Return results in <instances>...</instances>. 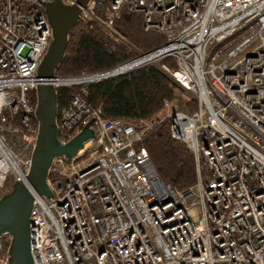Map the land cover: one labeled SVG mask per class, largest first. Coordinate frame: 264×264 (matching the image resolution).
<instances>
[{
    "label": "built area",
    "instance_id": "obj_1",
    "mask_svg": "<svg viewBox=\"0 0 264 264\" xmlns=\"http://www.w3.org/2000/svg\"><path fill=\"white\" fill-rule=\"evenodd\" d=\"M45 1L0 0V192L30 167L36 70L51 38ZM95 4L80 6L77 21L123 40L113 23L124 7L163 34V46L131 61L155 64L193 99L190 111L164 100L162 112L197 179L184 190L163 182L135 126L90 112L85 85L109 71L54 74L55 89L78 86L56 112L57 141L89 120L93 136L73 158L53 160L50 199L27 184L33 264H264V0H108L100 13ZM163 57L174 66L158 64ZM82 157L80 169L57 164Z\"/></svg>",
    "mask_w": 264,
    "mask_h": 264
},
{
    "label": "trees",
    "instance_id": "obj_2",
    "mask_svg": "<svg viewBox=\"0 0 264 264\" xmlns=\"http://www.w3.org/2000/svg\"><path fill=\"white\" fill-rule=\"evenodd\" d=\"M108 6L96 3L100 13ZM122 35L119 40L103 30L76 21L68 32L64 56L54 74L64 77H78L110 71L134 59L138 53L147 54L164 44L163 34L156 29H144L140 11L120 9V15L113 23ZM174 66L170 57H163L158 64ZM83 96L90 112L100 118H117L135 126L140 132L138 146L145 149L160 179L177 190L192 186L196 179L194 158L186 145L170 136L169 119L163 114V101L175 102L177 86L152 63L141 64L125 72L107 76L85 85ZM78 86L56 88L57 114L66 107L77 92ZM185 105L190 111L195 108L193 99L187 97ZM163 113V112H162ZM68 162V161H66ZM52 171L49 173V177ZM205 179L206 168L200 169ZM14 179L9 175L5 191L10 190ZM8 236H0V264L6 258Z\"/></svg>",
    "mask_w": 264,
    "mask_h": 264
},
{
    "label": "water",
    "instance_id": "obj_3",
    "mask_svg": "<svg viewBox=\"0 0 264 264\" xmlns=\"http://www.w3.org/2000/svg\"><path fill=\"white\" fill-rule=\"evenodd\" d=\"M87 0H75L71 5L61 0H46L44 11L51 26V38L40 59L36 76L40 82L35 87V107L33 115L37 121V136L30 153V167L25 182L13 181L10 190L0 196V236H8L6 264H33L29 253V212L32 204L30 186L38 195L51 198L47 184L48 174L56 157L71 159L82 148L83 143L93 136L87 121L70 140L61 145L57 141L56 89L47 82L64 56L68 32L77 21L80 6ZM104 3L106 0H94ZM137 62L129 61L109 72L112 74L134 68Z\"/></svg>",
    "mask_w": 264,
    "mask_h": 264
},
{
    "label": "rangeland",
    "instance_id": "obj_4",
    "mask_svg": "<svg viewBox=\"0 0 264 264\" xmlns=\"http://www.w3.org/2000/svg\"><path fill=\"white\" fill-rule=\"evenodd\" d=\"M176 94H177V97L176 99L178 98V101L177 102V105L180 109H186V105H184V101L187 97H189V95H187L185 92H183L182 90L180 89H176ZM162 111L161 113H159L155 118H158L159 116H161ZM89 158H85V157H82L81 159H78L75 163H71L72 165L68 166V163L67 162H57L58 166L61 167L63 170L64 169H80L82 167H84L88 162H89ZM3 264V263H1Z\"/></svg>",
    "mask_w": 264,
    "mask_h": 264
}]
</instances>
